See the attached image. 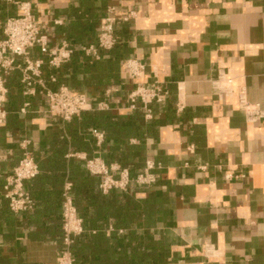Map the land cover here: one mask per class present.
I'll return each instance as SVG.
<instances>
[{
  "label": "crops",
  "instance_id": "0c3cea01",
  "mask_svg": "<svg viewBox=\"0 0 264 264\" xmlns=\"http://www.w3.org/2000/svg\"><path fill=\"white\" fill-rule=\"evenodd\" d=\"M19 2L31 4L51 48L68 43L75 51L60 68L46 64L39 80L85 95L88 111L143 133L113 137L93 129V151H74L71 120L49 113L44 87L35 82L29 90L13 70L0 118V264H54L63 248L51 214H16L5 198L25 149L45 160L57 136L67 150L56 175L84 203V216L76 207L85 228L74 246L77 264H264V115L251 121L240 106L245 93L264 114V0H0V40ZM107 17L116 20L114 52L75 58L97 43ZM30 57L44 58L39 46ZM128 60L144 66L140 77L128 73ZM16 63L25 66L20 57ZM221 76L232 80L230 94L216 87ZM155 85L168 92L165 101L151 104L150 117L139 103L144 115L137 117L129 95ZM120 155L134 164L124 168L132 177L155 163V182L105 193L83 157L121 167ZM52 191L48 185L38 196ZM207 245L217 257L205 256Z\"/></svg>",
  "mask_w": 264,
  "mask_h": 264
},
{
  "label": "built area",
  "instance_id": "2783aa9c",
  "mask_svg": "<svg viewBox=\"0 0 264 264\" xmlns=\"http://www.w3.org/2000/svg\"><path fill=\"white\" fill-rule=\"evenodd\" d=\"M18 6L20 14L6 21L4 25L5 37L0 40V118H6V111L4 110V104L7 102L8 97L6 77L15 69L21 70L22 82L29 90H32L35 82H39L44 87L49 101V113L69 121L80 116L82 112L90 110L91 104L85 95L74 93L66 86L53 90L46 87L42 80H39L46 64L52 68H60L70 61L75 51L68 43L51 48L47 36L41 32L31 4L29 2H19ZM129 19L128 16L124 20L128 21ZM115 22L114 18L107 17L101 24L97 43L85 45L81 51L87 56L99 59L100 51L112 50L117 43ZM34 46H39L44 58L34 60L30 57V50ZM19 57L25 60V66L16 63V58ZM125 68L131 76L136 78L140 77L145 69L137 60H128L125 63ZM51 79L56 82L55 76H51ZM215 84L223 94L227 95L232 92V80L230 79L221 76ZM167 95L168 92L160 85L153 87L138 86L129 95L130 106L132 109H136L140 103L148 112L147 116L150 117L151 104L164 102ZM105 106L99 104L98 108L104 109ZM240 106L247 112L251 121H256L264 115L259 105L248 103L245 93L240 96ZM94 135L99 139L103 138V133L97 130H94ZM83 159L86 161L87 170L91 174L102 178L100 187L105 193L111 189L125 190L132 182L145 186L155 182V176L152 173L155 169V163L151 161L146 163L143 173L133 178L128 169L121 168L118 165H108L99 157L90 159L83 157ZM39 172L36 160L26 148L23 158L13 169L5 185V198L9 201L12 212L19 214L32 208L34 201L26 185L36 178ZM114 172H118L119 176L115 177ZM70 189L71 185L69 184L66 186L63 195V248L54 264H77L72 246L75 239L85 232L83 219L78 215L74 200L69 194ZM204 254L208 258H215L218 256V251L214 246L207 245Z\"/></svg>",
  "mask_w": 264,
  "mask_h": 264
},
{
  "label": "trees",
  "instance_id": "16d2710c",
  "mask_svg": "<svg viewBox=\"0 0 264 264\" xmlns=\"http://www.w3.org/2000/svg\"><path fill=\"white\" fill-rule=\"evenodd\" d=\"M114 49V48H113ZM111 50L107 53L99 52L101 54H111L114 50ZM84 58L87 55L84 52L77 53L75 58ZM94 58V57H93ZM92 59L91 57L89 58ZM96 59V58H95ZM137 117H141L142 114L144 115V111L142 110L141 106L137 107ZM124 123V122H123ZM120 119L114 118L112 115H109L106 112H97V111H84L81 113V116L74 117L71 122L68 124V132L70 134L73 150L74 151H87L91 153L94 149L95 140L91 137V132L93 129H101L106 131L107 133L111 134L114 137H124L135 135V132L139 130L143 133V128H127L123 125ZM83 136H90L91 144H87L84 141ZM67 150V144L64 138L55 137L54 141L52 142L51 146V153L46 154L48 156L47 159H39L37 162L39 166V174L36 178L31 181V187L28 189L30 192L31 197L33 198L34 205L32 208L25 212V213H32L35 215L36 218H41L43 215L51 214L52 219L51 221L55 223L54 227H51L52 231H54V235L58 238V241L61 245L63 239V230H62V223L63 218L61 217V210L63 208L64 203V185L62 180L56 173L61 166L62 158ZM126 156L120 155L118 157V163L121 165L122 168H133V163L129 161ZM136 176V174L134 175ZM133 176V177H134ZM48 185L53 186V191L51 194V198H46L43 195H39L42 191L48 187ZM69 194L72 197H75V206L78 208V211L81 216H84V203L79 201L76 197L75 190L70 189ZM49 209V211H48ZM75 242L72 246V252H74ZM77 259V258H76Z\"/></svg>",
  "mask_w": 264,
  "mask_h": 264
}]
</instances>
